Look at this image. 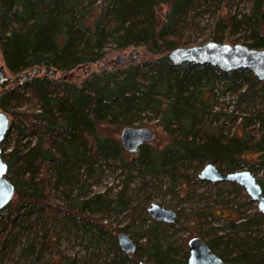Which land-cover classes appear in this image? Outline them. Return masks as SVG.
Instances as JSON below:
<instances>
[{
  "label": "trees",
  "instance_id": "16d2710c",
  "mask_svg": "<svg viewBox=\"0 0 264 264\" xmlns=\"http://www.w3.org/2000/svg\"><path fill=\"white\" fill-rule=\"evenodd\" d=\"M212 2L0 0V50L4 64L13 75L30 72L28 79L20 81L21 77H16L12 84L0 89V110L10 116L9 129L1 143V157L7 165L5 176L14 187L11 200L0 210L3 233L0 264L1 258L9 253L8 246L23 232L26 220L21 219L20 211L27 206L36 211L51 208L54 218L60 214L68 215L69 219L83 218L97 236L111 233L109 224L86 215L85 211L109 213L119 206L120 198L110 206L101 194L86 196L83 177L96 172L99 160L114 159L122 150L117 139L103 134L104 128L132 126L147 109L160 115L158 124L169 142L159 149H151L147 144L138 149L135 167L143 176L173 177L178 166L191 163L195 172L207 163L215 164L220 171L232 172L243 167L241 155L250 150L257 157L248 164L255 163L264 175V121L259 120L262 133L250 143V138L223 134L218 127L200 135L194 132L206 101L201 94L197 95L198 87L210 89L216 81L226 79L239 97H245L257 84L264 92V83L243 69L225 72L189 62L173 66L166 57L168 51L184 44L178 40L179 23L196 8ZM161 5L165 8H160ZM260 6L261 1L255 0L250 15L239 21L253 36L252 42L246 44L250 48H264V36L257 35L260 28L264 31V12ZM227 25L232 27L230 22ZM221 40V34L211 36V41ZM109 42L116 50L144 45L154 55L149 62L153 74L145 86L139 84L133 67L124 72L94 71L79 85L67 80L65 75L72 69L101 61ZM38 68L40 71L35 75L31 73ZM50 70H54V77ZM57 74L60 76L55 78ZM243 84L247 91L240 92ZM12 137L14 144L10 147ZM261 180L257 178L264 194ZM59 188L66 194L76 189L71 205H59L48 199L49 192ZM262 217L263 213L255 211L244 220L226 219L239 233H223L205 242L228 264H264V241L244 230L248 226L257 230L258 219ZM15 227L18 230L12 232ZM110 239L115 253L108 261L91 257L84 264H140L141 256L136 252L121 253L116 237L112 234ZM159 243L156 239L151 245L147 262L186 264L185 253L180 261H174L169 258L170 248Z\"/></svg>",
  "mask_w": 264,
  "mask_h": 264
},
{
  "label": "rangeland",
  "instance_id": "374dc122",
  "mask_svg": "<svg viewBox=\"0 0 264 264\" xmlns=\"http://www.w3.org/2000/svg\"><path fill=\"white\" fill-rule=\"evenodd\" d=\"M260 1V11L264 12V0ZM254 5L255 0H213L208 5L196 8L178 25L181 29V32L178 31V40L184 43L180 46H194L211 41L214 33L221 34L223 43L243 45L251 43L253 36L250 29L239 21L250 15ZM160 8L165 7L161 5ZM229 22L232 23V27H228ZM257 35L264 36L262 28ZM105 48L101 61L72 69L65 75L67 80L79 85L94 71L103 69L124 72L128 67H133L139 84L145 86L153 74L149 62L154 58L146 46H129L125 50H116L109 42ZM134 50L137 51L136 54ZM120 59L123 61H118ZM0 69L4 70V75L7 77V81L0 86V89L12 84L14 78H19L25 73L11 74L4 64L1 50ZM59 76L57 74L55 78ZM228 82L226 79L216 81L209 86L210 89L204 85L198 87L197 95L201 94L206 101L203 102L200 123L194 127V132L200 135L204 130L218 127L219 132L223 134L228 132V134L246 136L250 138L249 143L253 142L262 133L259 120L264 121V92L257 84L250 89V95L239 97L238 92L232 90ZM243 90H246V84H243L240 92ZM159 122L160 115L147 109L132 125L148 128L154 132V139L147 143L151 149L162 148L169 142V137L158 124ZM121 129L106 126L103 134L120 142ZM13 144L14 137L9 140L10 147ZM136 156V152L128 153L122 149L114 159L99 160L96 164V172L94 171L92 176L86 179L85 176L83 177L82 182L87 186L86 196L101 194L104 201L111 203L110 206L120 198L119 206L109 213L85 211L86 215L89 214L109 224L112 228L111 233H100L97 236L98 234L93 233L94 230L89 228V225L84 224L86 221L83 218L76 219L72 216L69 219L68 215L63 214L54 218L51 208L43 207L36 211L27 206L20 211L21 219L26 220L22 228L23 232L18 233L15 242L8 246L9 253L1 258L2 264L31 262L32 264H51V262L63 264L66 261L84 264L91 257L98 261H108L115 253V245L110 242V236L113 234L116 237L119 232L127 234L134 241L137 246L136 254L141 256L140 262L147 261L151 245L156 239L163 247L170 248L169 258L180 261L184 253L187 257V241L191 237L199 236L209 241L223 233H239L240 230L234 227L235 225H228L225 220L236 218L244 220L257 211L256 203L240 186L241 190H235L229 182L199 180L197 173L200 170L195 172L193 163L178 166L173 177L167 174L149 177L143 176L136 169L135 165L138 162ZM241 157L245 164L237 170H249L256 178L262 179L261 184L264 186V175L257 169V165L248 164L256 160L257 153L250 150L244 152ZM60 189H52L48 199L59 205H71L76 189L67 194L62 193ZM151 204L173 210L176 214L174 221L163 223L152 220L147 212ZM258 222L257 230L251 226L245 227L244 230L246 232L250 230L252 237L264 241V217L259 218ZM17 230L15 227L12 232ZM2 234L0 226V237ZM240 235H244V232Z\"/></svg>",
  "mask_w": 264,
  "mask_h": 264
},
{
  "label": "water",
  "instance_id": "95a60500",
  "mask_svg": "<svg viewBox=\"0 0 264 264\" xmlns=\"http://www.w3.org/2000/svg\"><path fill=\"white\" fill-rule=\"evenodd\" d=\"M134 52L136 54L137 51L134 50ZM166 57L173 66L189 62L194 65L214 66L225 72L243 69L264 83V48H250L238 43L207 41L194 46L175 47L166 53ZM118 61H123V59ZM39 71V68L33 69L31 73L35 75ZM49 74L54 75V70H50ZM29 77L30 72H27L21 76L20 81ZM6 81L4 70L0 69V86ZM9 121V116L0 110V210L9 203L14 193L13 185L5 176L7 165L1 157V143L9 129ZM154 137L155 134L151 129L134 126L123 127L119 134L120 145L128 153L137 152L142 145L149 143ZM197 178L208 182H229L240 186L256 203L257 211L264 214V194L261 185L249 170L224 172L220 171L215 164L207 163L197 173ZM147 212L152 220L163 223H172L176 217L173 210L158 204H151L147 208ZM116 244L124 254L136 252V244L123 232L116 234ZM187 247L186 264H228L214 253L205 240L199 236L191 237L187 241ZM140 264L151 263L142 261Z\"/></svg>",
  "mask_w": 264,
  "mask_h": 264
}]
</instances>
